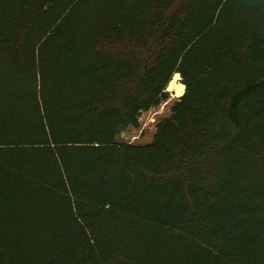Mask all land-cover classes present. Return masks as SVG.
Returning <instances> with one entry per match:
<instances>
[{
    "label": "trees",
    "instance_id": "16d2710c",
    "mask_svg": "<svg viewBox=\"0 0 264 264\" xmlns=\"http://www.w3.org/2000/svg\"><path fill=\"white\" fill-rule=\"evenodd\" d=\"M0 264H264V0H0Z\"/></svg>",
    "mask_w": 264,
    "mask_h": 264
},
{
    "label": "rangeland",
    "instance_id": "374dc122",
    "mask_svg": "<svg viewBox=\"0 0 264 264\" xmlns=\"http://www.w3.org/2000/svg\"><path fill=\"white\" fill-rule=\"evenodd\" d=\"M179 81L183 83L181 75ZM167 91L170 94L169 99L163 102L160 106L147 112H143L140 116V127H130L127 131H125L124 135H121L119 140L137 144H144L152 141L156 133L158 123L162 119L171 115V108L173 104L180 98V96H175V93L173 91H169L168 88Z\"/></svg>",
    "mask_w": 264,
    "mask_h": 264
},
{
    "label": "bare ground",
    "instance_id": "6f19581e",
    "mask_svg": "<svg viewBox=\"0 0 264 264\" xmlns=\"http://www.w3.org/2000/svg\"><path fill=\"white\" fill-rule=\"evenodd\" d=\"M179 78H180V73H176L168 85V90L173 91L175 93V96H182L185 91V87L183 83L179 81Z\"/></svg>",
    "mask_w": 264,
    "mask_h": 264
},
{
    "label": "water",
    "instance_id": "95a60500",
    "mask_svg": "<svg viewBox=\"0 0 264 264\" xmlns=\"http://www.w3.org/2000/svg\"><path fill=\"white\" fill-rule=\"evenodd\" d=\"M183 85H184V87H185V89H186V85H185V84H183ZM124 134H125V132L122 133V135H124Z\"/></svg>",
    "mask_w": 264,
    "mask_h": 264
}]
</instances>
